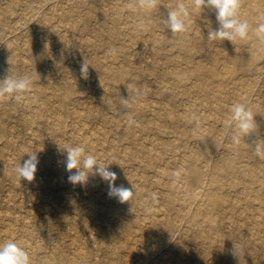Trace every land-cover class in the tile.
Returning <instances> with one entry per match:
<instances>
[{
    "label": "bare ground",
    "instance_id": "bare-ground-1",
    "mask_svg": "<svg viewBox=\"0 0 264 264\" xmlns=\"http://www.w3.org/2000/svg\"><path fill=\"white\" fill-rule=\"evenodd\" d=\"M56 1L0 0V18L17 14L13 30L32 17L38 26L46 27L38 35L50 37L45 41L31 38L30 30L21 32L22 49L29 52L22 60L18 54L0 50V80L7 71V76L33 82L24 99L13 97L24 113L31 101H38L29 118L18 122L17 134L23 133L24 124L36 122L39 127L34 132L40 139L46 129L62 138L68 131L64 130L67 116L97 123L85 135L73 128V137L81 142L86 156L99 149L103 163H109V170L117 175L115 184L133 191L121 203L109 197L107 182L90 175L89 182L103 187L104 198H89L86 193L82 204L77 196L59 204L61 213L76 210L74 216L69 213L68 222L77 227L71 243L79 249L78 256L102 252L111 260L115 251L125 249L121 258L115 255L114 259H133L134 264H205L210 256L208 264H264V255L257 253L259 247L264 249V156L256 153L258 145L264 151V39L257 35L264 25V0H240L238 17L250 29L247 39L232 42L209 38L220 27L215 9L197 8L195 0H68V7ZM180 4L191 20L186 32H174L166 24L169 13ZM80 6L87 9L78 38L69 31L57 34L48 24L57 17L58 25L65 19L63 24L78 25L70 20ZM17 9L21 11L16 13ZM40 9L45 11L39 13ZM4 32L0 28L2 49L12 51ZM19 36L14 34L13 40ZM102 47L110 53L99 51ZM146 54L162 61L149 60L144 65ZM83 65L98 75L95 83H85ZM149 74L157 84L141 85L140 79ZM231 82L237 88L231 89ZM256 82H261L258 90ZM177 90L195 94L197 100L180 108ZM77 91L87 94L81 102L96 104L70 110L69 105L80 97ZM147 95L162 100L150 104ZM238 102L245 103L253 117L254 127L248 134L240 133L232 120L231 108ZM5 104L6 98L0 97V138L5 137L2 145L10 146L8 134L14 132L2 121L12 109ZM149 132L155 137L143 140ZM166 152L172 154L164 159ZM43 163L46 160L37 166ZM125 164L151 170L157 176L156 188H147V174L122 171ZM173 164L177 170H171ZM15 167L16 160L0 168L12 187L21 182ZM55 169L59 178L68 172L64 163ZM187 179L194 184L189 194L174 181ZM45 190L53 191L47 186ZM132 208L144 211L145 219L134 218ZM76 216L83 222L82 229ZM46 224L59 226L60 221ZM85 226L91 228L86 232L89 236L97 233L99 237L88 250H84L90 243L87 237L80 240ZM64 233L59 229V235ZM174 234L178 241L171 243ZM107 238L113 244L108 245ZM60 261L81 264L75 258Z\"/></svg>",
    "mask_w": 264,
    "mask_h": 264
},
{
    "label": "rangeland",
    "instance_id": "rangeland-1",
    "mask_svg": "<svg viewBox=\"0 0 264 264\" xmlns=\"http://www.w3.org/2000/svg\"><path fill=\"white\" fill-rule=\"evenodd\" d=\"M68 0H57L56 2L58 4H66L68 7V4L66 3ZM18 5H21V2L18 3ZM92 6H95L94 4H91ZM86 6H80L77 7L76 12L73 17H71V22H79L78 25H66L68 20L62 21L61 24L58 25V18L54 17L51 19V21L48 23L50 27H52L55 31H57V34H63L66 32L75 33L72 37L78 38L79 34H81V26L84 24V20H81L82 14L86 11ZM20 9H17V12H20ZM44 9H40L39 13L44 12ZM15 13L8 14L6 18L3 17L0 18V28H3L5 30L3 36L5 35V38L8 41L11 40V44L13 46L12 51L2 49L3 46L0 42V50H4V54L7 52H12V54H18V60H22L24 56H28V51L22 49V39L19 36L21 32L24 31H31L29 36L34 39H43V40H50L49 36H41L38 35L40 32H44L46 27L38 26L36 24V21L34 18L30 17L27 19L23 24L22 28L14 27L15 29H12V25L16 23L17 17ZM66 23V24H63ZM19 22L16 24L18 25ZM24 27V28H23ZM85 30V29H82ZM3 32V30H2ZM37 35H36V34ZM16 35V37H20V39L13 40V35ZM86 34V33H85ZM85 34H82L81 36H84ZM2 36V35H1ZM15 37V38H16ZM1 41V37H0ZM135 49L138 48V44H134ZM101 52H105L107 55L110 53V50H108L107 47H102ZM205 57L204 55H201ZM145 63L149 62V60H153L155 62L160 63L162 61L161 58H152L149 55H145ZM2 75L7 76L8 73L2 72ZM98 75L94 74L93 72L89 71L87 72V77L84 79L85 83H95L98 80ZM127 83V82H125ZM146 83L151 84H157V82L154 80V76L149 74L146 76L145 79H140V84L144 85ZM261 83V82H260ZM260 83H255V89L260 88ZM229 86H232L231 89L237 88L236 83H230ZM134 87H137V85H134ZM113 89V88H109ZM108 89V91H109ZM110 92V91H109ZM76 93H79L80 95L79 99H77L78 102L75 104H70L69 109H78V108H84L86 105L88 106H94L96 103L90 104L89 102H81L85 97L86 93L83 91H77ZM177 97L176 101L180 108L185 106L188 102L187 101H195L197 100V95L190 94L189 92L183 93L179 90L176 91ZM6 98V104L5 108H10L11 115L8 117L7 113L3 115V121L4 125L11 129L14 134L10 133L8 134L9 138L11 139L12 144L10 146H5L3 144L4 136L0 138V168L5 164L9 162H14L16 160V166H18L20 163L23 164L24 160L28 158L27 156L21 155V150L27 151V153L31 152H37L39 161L43 162L46 160V163L41 166H37V171L35 173V178L33 181L29 182L27 180H24L21 178V182L16 185V187H12L9 183L8 175L3 174L0 169V245L7 243V242H14L17 245L21 246L30 256L31 258V264H61V260H66L67 258H75L76 262H81V264H134L136 263L135 260L129 259V260H119L114 258H121L122 252L125 251L123 249L122 251H115L113 259L108 260L102 252H87V255L82 258L78 256L79 249H76L75 246L71 243V239L73 238L75 232H76V226H70L68 222L69 216L76 215V210H70L69 208L65 209L64 213H61L60 211V205H64L67 203V200L69 199H76L75 196L78 198L79 203H84L86 199L82 197L86 193L89 194V198H98L102 199L104 198V189L101 186H96L91 182H88L86 186V191L84 190V186H81L80 184L73 185L68 181V175L70 174L67 172L66 175L63 173L64 177L59 178L57 175V171L55 169V165H58L59 163L66 162L67 153L64 151L63 147L66 145L70 146H80L81 142L78 140V138L73 137V128H76V131L79 134H87L90 133L92 129L97 127V123H84V121H74L71 116H67L66 124L64 127V130H68L67 132L63 133L62 138L58 137L59 135H52L50 133L49 129L42 131L41 139L37 135L36 128H38V124L36 122L29 125V123L24 124L23 126V133L17 134V130L20 128L18 125V122L21 119H27L29 118V114L32 113V111L37 107L38 101H31L29 106L24 108L26 109V112L24 113L21 111L20 103L14 102L13 98H9L7 96H4ZM147 101L150 104H158L162 100L158 96H146ZM145 101V102H147ZM1 116V114H0ZM16 124V125H15ZM50 128L54 127V124L49 125ZM167 135L164 134V137ZM155 135H153L151 132L147 133V135L143 136V140H150L153 139ZM168 137V136H167ZM170 138V137H169ZM46 147V151L41 150L39 148ZM99 149L94 150V155L97 157L101 163L104 161L101 159L99 155ZM87 151L85 152L86 156ZM172 153L166 152L163 154L164 159L168 158ZM83 163V160L81 161V165ZM126 166V164H125ZM171 170H177L178 168L174 166H170ZM76 169H72L71 171L74 172ZM122 171H127L132 173L133 175L139 176L142 173H145L148 175L149 181L146 183L147 188L155 189L156 188V178L155 174L151 170L143 169L138 166H131L128 165L124 168H122ZM64 180L67 182V184H64ZM176 183L180 184L182 189L188 190V194L193 190V182L189 179L181 181L174 180ZM52 188V193H49L45 190V187ZM62 195V196H60ZM60 204V205H59ZM154 207V203H153ZM131 214L134 218L138 220H144L145 219V212L142 210H134L133 208L130 209ZM70 213V215H69ZM77 217V216H76ZM78 221V227L82 229L84 227L82 220L77 217ZM60 221L59 226H50L46 224V221ZM59 229H63L65 231L64 234L59 235ZM90 227L85 226L84 231L85 233L80 235V240L83 242L85 238L90 241L88 245H85L84 250H88V248L93 243L98 242V235L97 233H93L92 236H89L88 233H86L88 230H90ZM137 233V232H136ZM121 243H126V240L124 237H120ZM118 239V240H119ZM111 240V241H110ZM178 241L177 234H174L172 239L170 240L171 243H175ZM92 242V243H91ZM108 245L113 244L112 239L107 238ZM128 245V244H127ZM130 247H133V250L136 248L135 244L131 242ZM161 250V249H159ZM201 249L197 247L196 251H200ZM143 252L145 250L143 249ZM257 253L260 255H264V249L260 248L257 250ZM116 255V257H115ZM124 255V254H123ZM152 256V255H150ZM55 257V259H53ZM210 258L207 257L205 261V264H208V260ZM47 260L46 263H42V260ZM85 259L88 261H85ZM49 260V262H48Z\"/></svg>",
    "mask_w": 264,
    "mask_h": 264
},
{
    "label": "clouds",
    "instance_id": "clouds-1",
    "mask_svg": "<svg viewBox=\"0 0 264 264\" xmlns=\"http://www.w3.org/2000/svg\"><path fill=\"white\" fill-rule=\"evenodd\" d=\"M197 8L209 7L214 8L219 29L210 32L209 38L234 41L236 39H247L250 26L248 22L242 21L238 17L240 8V0H195ZM191 23L189 13L183 4L171 11L166 20L168 27L174 32H186L188 25ZM264 25H261L257 31V35L264 39ZM88 68L86 65L81 67V73L86 78ZM32 80L27 77H11L6 76L0 80V97L7 96L15 98L17 101L24 99V93L31 91ZM232 120L236 122V127L240 133L248 134L253 130V117L247 109L246 104L238 102L231 108ZM195 119V117H194ZM64 151L67 153L65 167L68 175V181L73 185L80 184L86 186L89 182L90 175L98 176L101 181L108 184L109 197L118 198L119 202L128 201L133 195V191L123 186H117L115 181L117 175L108 168L109 163H101V161L93 156H85V148L82 146L66 145ZM256 153L258 156H264L261 146H257ZM83 165L81 167V161ZM39 158L37 152L28 153V158L15 167L17 179L21 178L29 182L35 178ZM72 169H76L72 172ZM0 264H31L29 254L14 242H7L0 245Z\"/></svg>",
    "mask_w": 264,
    "mask_h": 264
}]
</instances>
